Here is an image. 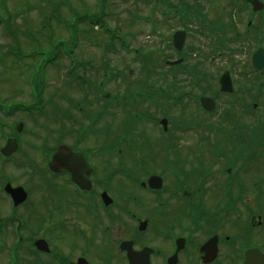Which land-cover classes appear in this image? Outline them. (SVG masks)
I'll list each match as a JSON object with an SVG mask.
<instances>
[{
	"label": "flooded vegetation",
	"instance_id": "flooded-vegetation-1",
	"mask_svg": "<svg viewBox=\"0 0 264 264\" xmlns=\"http://www.w3.org/2000/svg\"><path fill=\"white\" fill-rule=\"evenodd\" d=\"M53 97L35 115L7 106L0 149L7 139L16 147L0 164V264H110L113 256L128 264L124 241L135 251L151 247V264H238L249 248L264 252V197L252 204L264 194V137L253 135L247 111L237 113L238 126L219 116L215 136L184 147L167 127L169 89L117 105L95 98L87 111L99 108L101 119L74 130L63 127L66 110ZM110 108L133 120L113 124ZM158 113L166 129L155 123ZM63 144L70 152L57 154ZM150 175L161 177L159 189L148 185ZM6 185L21 187L25 199L14 205ZM238 191L255 196L241 205ZM213 236L217 256L204 263L199 249Z\"/></svg>",
	"mask_w": 264,
	"mask_h": 264
},
{
	"label": "rangeland",
	"instance_id": "rangeland-1",
	"mask_svg": "<svg viewBox=\"0 0 264 264\" xmlns=\"http://www.w3.org/2000/svg\"><path fill=\"white\" fill-rule=\"evenodd\" d=\"M8 1V9L12 12V15H17L14 17V25L8 29L5 27V24L0 23V57L4 55L3 52L7 51L8 44L16 45L21 47L23 50L30 49L32 46L31 43V36H28L27 29H31L30 35H32L37 41H43V37L45 35L49 36L51 40L56 39L57 35L59 36H68L67 25L64 22H58L56 19H52L50 22L51 27L47 26L45 28L38 29L40 26V21L47 20L48 9L49 5L46 3H42L41 0H10L14 4L10 6V1ZM61 0H53V5H56L60 12H64L61 14L60 19H65V21L69 22L70 16L67 10L63 9ZM70 2H74L76 6L80 5L79 3H85L88 5V9H83L82 11L78 12V10L73 13V15H86L90 16L93 11L100 10L98 7L99 3L98 0H69ZM186 2H191L193 0H185ZM212 2V7L208 4L206 0H201L202 5L204 6V10L206 14H210V16L215 20L219 16L222 20L228 19L229 14L231 13L232 24H236L239 22L242 26H240L241 30H244L245 19L248 11L246 9L243 10L242 13L238 14V11L235 10L233 5L228 3V0H216ZM264 2V0H262ZM169 2L177 3L176 0H169ZM236 2L240 5H243V0H236ZM145 3V5H143ZM140 2L135 0H105L104 8H103V15L101 16L103 20H105L106 25L111 28H115V30L120 34L123 35L125 40L128 42V45L131 46L128 51H125L123 47H120V43L118 39L110 38L106 32L100 30L97 25H91V29L88 28L89 34L83 30L86 28L87 25L84 22H78L76 24L77 30H79V34H77V44L73 49V55L75 58L79 60H90V65L86 68V71L80 67H75L73 69L78 74H85L87 80L94 81L96 84H100L102 74H107V81L103 84L102 90L103 92L109 91L112 95L113 93L117 94L122 89L126 88H133L139 82H143L148 88L164 86L165 81L160 79L156 76L155 73H149L145 69L148 65H151L153 55L149 58L145 59L144 65L140 63V58L142 55H145V52L148 50H155L159 51L158 59L166 58L167 56L171 59L177 57L174 55V51L170 46L166 45L168 43L167 36H169L173 29L176 27H180V24L177 22V17H172L169 23L160 24L159 31L155 33H150V23L146 21L145 17H153L156 18L158 21L165 20V16L157 12L160 9V4L157 3L156 7L152 9L151 4L146 2ZM151 3V2H150ZM5 6L4 1L2 0V6ZM219 6V7H217ZM232 7V11H230ZM1 8V7H0ZM234 10V11H233ZM156 11V12H155ZM57 12V11H56ZM155 12V14H154ZM235 12V13H233ZM171 11H168V15ZM0 15L5 18L6 12H3V9H0ZM134 15L140 16L141 18L134 19ZM49 19V17H48ZM5 20V19H4ZM2 20V21H4ZM6 21V20H5ZM172 28V30H171ZM188 31L187 37L184 43V49L186 52H189V46L196 45L198 52L192 54V59H189L188 62L194 59H203V64L206 65V68L213 71L214 73L220 72L223 68H227L232 66V63L240 62L244 65L248 58V53L246 48H239L237 45L234 46V50H238L240 52L235 53V57L232 60L226 59L223 54H219L216 52H212V39L203 36V34H199L195 31L197 28V23L194 21L188 23ZM35 29V30H33ZM54 31L58 33L54 34ZM41 32V33H40ZM95 32H98L96 35ZM44 42V41H43ZM106 48H102V46H106ZM110 47V48H109ZM142 48L141 54L138 57H134L135 55L133 52L134 49ZM238 47V48H237ZM241 49V50H240ZM203 52L205 54V59L200 54ZM157 55V53H156ZM43 57V56H42ZM11 58L10 56L7 59ZM207 58H217L214 60L207 59ZM15 59V58H14ZM13 62V61H11ZM58 64L56 66L49 65L46 67V89H45V98L47 95H51L54 99L53 95H57V102L61 106V109L67 110L71 108L72 111L70 118L68 120L64 119L62 121L63 127L70 130L74 128L89 126V119L87 118L88 112H81L75 106H72L69 99L64 95H68L69 97H73L74 99H78L81 101L82 91L79 89L78 81L72 79L68 76L67 67L70 65L69 58L66 57L61 51ZM158 63V61H156ZM10 63V61L8 62ZM15 65H10L7 67L6 64L0 59V75L2 80L0 79V99H5L7 97L6 90H13V89H20L23 93L22 96H17V98H22L27 100L30 98V90L26 82V76L29 74L26 69H30L29 64L25 65V60L23 59H15ZM155 64V63H154ZM6 66V67H5ZM158 66V65H156ZM118 72H122V75L125 77H118L116 74ZM76 73V74H77ZM109 73V75H108ZM113 74V75H112ZM112 75V76H111ZM71 85H65L64 83H69ZM90 87L87 86L84 90L90 91ZM197 90L195 91V93ZM90 93V92H89ZM61 96V98L59 97ZM98 101L100 98L97 97ZM16 99V96L15 98ZM88 102H90L91 106H95L97 104L95 98L92 95H88L87 97ZM182 102L184 104H179L173 106L172 110V117H177L173 120V137L184 138L179 141V144H183V146H194L195 142H197L198 135L200 133V129L191 128L189 130L186 129L185 132H181L176 130L175 122L177 120L185 122L191 121L189 120L192 115H194L198 109L196 108L197 105L193 98H183ZM85 106V105H84ZM86 107V106H85ZM196 108V110H195ZM92 108H89V111ZM199 112V111H198ZM87 113V114H86ZM99 128V124L96 125ZM98 135H100L98 133ZM213 135L212 131L208 132V136ZM117 228V225L114 226ZM116 258H113L110 264H115Z\"/></svg>",
	"mask_w": 264,
	"mask_h": 264
},
{
	"label": "water",
	"instance_id": "water-1",
	"mask_svg": "<svg viewBox=\"0 0 264 264\" xmlns=\"http://www.w3.org/2000/svg\"><path fill=\"white\" fill-rule=\"evenodd\" d=\"M252 2H253V9L254 10L260 9L262 7V4L258 0H252ZM174 34H175L174 39L176 40V37H177V39L179 41L178 48H180L181 44H182L183 34L180 35L181 33H179V32L174 33ZM174 43H175V41H174ZM252 61H253V65L255 66V69L256 68L261 69L263 67V65H264V54H263L262 49L255 50V52L253 53ZM225 74L221 77V88H220V90L221 91H231L230 83H229L228 78L226 77ZM200 100H201V103L203 104L204 107H206L207 109H212L213 103H212L211 99L202 97Z\"/></svg>",
	"mask_w": 264,
	"mask_h": 264
}]
</instances>
